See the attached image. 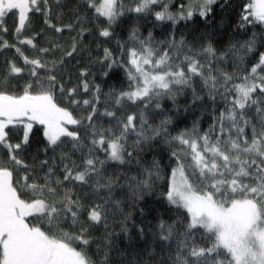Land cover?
I'll use <instances>...</instances> for the list:
<instances>
[{
  "label": "snow or ice",
  "instance_id": "6c2138e0",
  "mask_svg": "<svg viewBox=\"0 0 264 264\" xmlns=\"http://www.w3.org/2000/svg\"><path fill=\"white\" fill-rule=\"evenodd\" d=\"M9 51L0 264H264V0H0Z\"/></svg>",
  "mask_w": 264,
  "mask_h": 264
},
{
  "label": "trees",
  "instance_id": "16d2710c",
  "mask_svg": "<svg viewBox=\"0 0 264 264\" xmlns=\"http://www.w3.org/2000/svg\"><path fill=\"white\" fill-rule=\"evenodd\" d=\"M225 2V0H220V3H224ZM216 10H217V13H218V15H217V17H216V19H217V21H219L220 20V15H219V11H220V4L218 3L216 6ZM35 19V18H34ZM225 19H227V16H225ZM37 27H39L40 26V24H41V22H42V17L41 18H39V19H37ZM234 22V21H233ZM9 28H12V26L11 27H9ZM185 31V29H184V24H183V22L180 24V26H179V28L177 29V38H179V36H180V34L182 33V32H184ZM250 31H251V29H250ZM156 39L157 40H159V39H161L162 38V35H161V33L159 32V30H157V32H156ZM5 38H8V37H5ZM3 55H8V56H11V55H13V52L12 51H9V52H7V53H0V58H2V56ZM97 82H99V80L97 81ZM70 86V85H69ZM105 90H107L106 88H105ZM197 90L199 91V86H197ZM190 100H191V92L189 91L188 92V94H187V99H185L183 96H181L179 99H178V104H179V106H180V112H181V114L182 115H184L185 113H184V106L185 105H187V104H189V102H190ZM168 107H170L171 105L169 104V105H167ZM202 105H197V107L195 108V109H192V108H189L188 109V112L190 113L189 115H188V121L190 122L192 119H194V118H196V117H198V116H200L201 115V109H202ZM210 107V106H209ZM211 123V121H210V119H207V118H205L204 120H203V127L204 128H207L208 126H209V124ZM38 127V126H37ZM152 219V217L151 216H149L148 217V220H151ZM111 231H119V228H115V229H110ZM103 233V226H101V229L96 233V235H101ZM93 247H95V246H93ZM158 251V250H157Z\"/></svg>",
  "mask_w": 264,
  "mask_h": 264
},
{
  "label": "flooded vegetation",
  "instance_id": "af4514ba",
  "mask_svg": "<svg viewBox=\"0 0 264 264\" xmlns=\"http://www.w3.org/2000/svg\"><path fill=\"white\" fill-rule=\"evenodd\" d=\"M6 23H7L8 27L13 26L12 25V17H8L7 20H6Z\"/></svg>",
  "mask_w": 264,
  "mask_h": 264
}]
</instances>
